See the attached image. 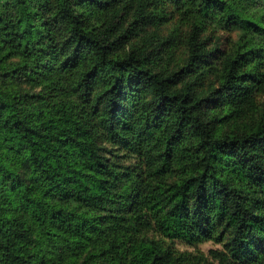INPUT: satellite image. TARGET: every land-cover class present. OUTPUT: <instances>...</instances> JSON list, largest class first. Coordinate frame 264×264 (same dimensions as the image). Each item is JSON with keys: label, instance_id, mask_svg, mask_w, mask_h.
Instances as JSON below:
<instances>
[{"label": "trees", "instance_id": "1", "mask_svg": "<svg viewBox=\"0 0 264 264\" xmlns=\"http://www.w3.org/2000/svg\"><path fill=\"white\" fill-rule=\"evenodd\" d=\"M0 264H264V0H0Z\"/></svg>", "mask_w": 264, "mask_h": 264}, {"label": "rangeland", "instance_id": "2", "mask_svg": "<svg viewBox=\"0 0 264 264\" xmlns=\"http://www.w3.org/2000/svg\"><path fill=\"white\" fill-rule=\"evenodd\" d=\"M177 246L182 249V250H194L196 248H198L199 250L203 251V252H207L209 249L211 248H216L218 247L217 244H214L212 242H205V243H202L200 245H198L197 247H193V246H189V245H186V244H183V243H177Z\"/></svg>", "mask_w": 264, "mask_h": 264}]
</instances>
